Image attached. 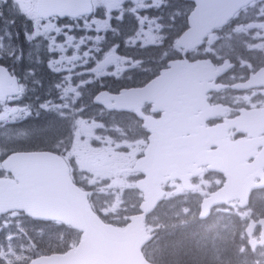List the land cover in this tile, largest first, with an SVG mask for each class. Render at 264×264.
<instances>
[{"label":"water","instance_id":"1","mask_svg":"<svg viewBox=\"0 0 264 264\" xmlns=\"http://www.w3.org/2000/svg\"><path fill=\"white\" fill-rule=\"evenodd\" d=\"M191 1L197 7L188 19L190 29L178 43L186 52L200 47L209 33L219 25H226L241 8L255 0ZM169 67L141 90L123 91L119 96L103 93L95 100L110 111H131L150 103L155 107L153 113L163 112L160 120L140 115L152 133L146 156L136 169L145 176L138 183L145 198L140 208L142 214L133 217L125 230L99 219L90 207L89 194L73 187L69 169L60 157L51 153L16 154L4 163L14 180H0V216L24 212L34 220L62 222L83 233L76 249L65 255L40 257L31 264H148L142 255L143 247L151 240L144 231L145 221L165 195L162 186L171 180L187 185L190 179L187 174L197 173L199 166L210 164V170L223 172L227 179L222 190L203 201L201 220L208 219L214 208L231 201L240 200V207L245 208L252 193L264 189V153L254 164H247L253 157L244 153V149L250 152L249 146L217 143L224 130L223 133L229 129L242 134L256 135L261 130L264 133V110L227 121L226 127L220 130L200 128V124L214 119L222 110L211 108L205 99L201 100L205 93L220 89L210 84L214 80L212 67L206 61L173 62ZM9 81L8 71L0 68V90ZM113 101L115 105H111ZM198 111L202 113L195 117ZM214 147L227 151L208 152ZM220 156L227 165L221 162ZM256 179L262 182L256 184ZM258 225L263 227L260 243L253 240ZM247 235L254 250L264 247V220L258 224L252 222Z\"/></svg>","mask_w":264,"mask_h":264},{"label":"rangeland","instance_id":"2","mask_svg":"<svg viewBox=\"0 0 264 264\" xmlns=\"http://www.w3.org/2000/svg\"><path fill=\"white\" fill-rule=\"evenodd\" d=\"M35 1L36 0H16V3L19 7V11L31 14ZM115 3L116 2H113L110 6H115ZM104 4H106V0H103L99 7L101 8ZM14 5L18 9L17 5ZM163 8H166L164 4H161V7L159 6L157 9L156 6H153L151 15H146V18L150 23L149 28L153 31V36L161 40L164 44L167 40H171L174 33L178 32V27L180 25V18L178 17H181L182 14L176 11H169L163 14L161 12ZM137 18L139 19L138 15ZM133 19L136 22L135 16H133ZM34 20L35 22L30 26L29 30L37 32H31L29 36H27L28 48L34 47L37 49V51H30V55L32 57L41 55L43 57V62L40 64H33L38 72L24 75L19 69V73L21 74L20 77H24L25 83L23 85H25L26 94L30 98L36 97L40 89L45 87L44 85L39 87V82L43 79L42 76L50 78L47 81L51 83H49L46 88L52 89L54 92L53 96L56 97L55 102L59 105L57 108L60 116H69V114L65 113L71 112L73 117V129L71 131L70 143L66 146L65 151L66 157L72 160L77 168V178H83L85 176V183L88 185L96 180L101 185H110L115 182L113 170L117 167V164L124 161L131 162L134 158L136 159L140 144L131 143L130 145H126L121 142L118 137L112 136L110 130L102 127L99 122L104 120L107 116L103 111L92 106V99L95 93L99 91L100 88L106 87L105 84L108 80H112L113 78L119 84L125 83V78H135L131 73L135 74L134 72L136 71L139 72L136 80H144L146 78L143 77L146 76L148 72L153 71V68L160 66L163 62H167L168 58L176 56L177 52L173 48L168 50L169 44L164 45V48L159 50H157L155 45L141 47L135 44L134 38H132L128 41L129 46L144 48L146 50H139L149 51L147 54L151 56L148 57L151 60L147 59V62H142V65L140 63L141 60L124 57L130 54V51L120 54L119 56L115 50H102V45L106 37L102 29L97 30V28L94 29L90 27L88 33L85 30L83 34L73 35V45H63L55 41V35H57L55 33H57L58 30H56L50 22H41L36 17H34ZM113 21L112 19L108 20L110 26ZM90 22L91 21H89V23ZM9 37L11 40L8 39ZM65 38L68 42L70 41L69 36H65ZM12 39L15 40L14 35L7 36L9 44L12 43ZM83 42L85 43L84 45H82ZM9 44L6 43V35L0 37V59L6 57L7 61L16 69L19 60L15 57V52L12 51V47ZM210 44L211 42L209 41L207 47L203 51L208 50ZM58 45L71 47L72 50L70 48H65L61 50V52L68 57L70 63L72 61L77 62H73L72 65H67L65 62L61 61V55L58 54L60 52H56V47ZM222 48L223 45L221 44L220 49ZM67 49H69V51H66ZM117 49H121V47L118 45ZM203 51L200 54H202ZM134 52L135 51H133V53ZM44 56L51 58L50 60H52L54 64L53 68L56 69L48 65V62L44 60ZM114 56L116 60H112ZM106 61L112 63V65H110L111 67L99 69ZM113 74H117L118 77H113ZM113 84L114 83H111L109 85L110 89H115ZM65 91L74 94L73 97H70V102H68V100L65 101ZM23 100L24 103L29 102L28 98ZM64 101L65 105L63 106ZM51 104L52 103L49 105ZM8 118L10 117L5 107L0 105V125L2 127L3 120ZM10 140H15V138L10 137ZM5 154L6 150L0 148V171L1 159ZM128 186L130 187L129 189H131L133 187L132 182L122 180L116 189L105 188L99 191L98 199L102 200L101 202L105 215H109L118 210V215L124 218L128 211L134 209L130 204L128 193L125 194L126 191H124L123 188ZM212 187L213 183L211 184L208 181H204L194 190L193 196L209 194ZM169 192L171 197L185 195L178 185L171 186ZM219 211L223 215L236 213L242 224L247 222L245 228L248 226L250 220L253 219L252 212H241L236 206H231L230 209H220ZM185 215H189V220L195 216L192 215L190 210H181L173 214L171 221L178 219L180 223H186L184 218ZM22 217L23 216L20 214H12L4 219H0V262L3 261V264H29L35 258V254L38 253L37 256L40 254L38 252V243L34 240V236L36 235L34 234V236H32L29 231L26 230V222ZM162 228L161 226L157 230H161ZM46 239L50 241L49 238ZM60 240L63 241L64 239ZM242 251L244 250L241 249L240 252L242 253ZM215 260L216 264H231L232 261H237L238 259H233V256L228 253L225 256L223 254H217ZM255 261L257 264H264V253L255 258Z\"/></svg>","mask_w":264,"mask_h":264},{"label":"flooded vegetation","instance_id":"3","mask_svg":"<svg viewBox=\"0 0 264 264\" xmlns=\"http://www.w3.org/2000/svg\"><path fill=\"white\" fill-rule=\"evenodd\" d=\"M102 1L103 0H92V4L96 14V16L94 17L98 18L99 15H101L107 20L112 19L114 21H118L119 23H112L111 26H109L112 29V32L118 31V33H122L126 32L125 28H129L131 39L134 38V43L140 45L141 47L147 45H155L159 50L161 48H164V45L169 44L168 50L173 48V44L171 45L170 40H167V42L163 44L161 40L153 36V31L149 28L150 23L146 19V14H148L147 11L152 8V6L173 3H177L178 12L182 13L183 11L181 6L184 5V0H106V4H104L100 8L99 6L102 4ZM113 2H116L115 6H110ZM126 9L135 11V15L133 16H135L136 22L134 21L133 16H129V14L124 13ZM51 12L53 15H51L52 17L49 21L39 20L44 23L50 22L53 27L58 30V34H61L64 37L69 36L70 41L68 43H62L63 45H73L74 34H83L85 33V30L87 33L89 32V28L85 29V22L89 23L91 17L85 18V15H80L77 18H71L67 16L66 13L74 14L75 11L63 12L62 8H60L59 10L52 9ZM162 12L167 13L168 11L163 8ZM137 15L140 21L137 18ZM128 17H130L129 21L124 23L123 20H126ZM99 21L100 19L95 20V22ZM227 27L239 29V31L241 32V34L239 35V42L235 43L229 41L228 47L232 49L229 50L230 56L226 58H216L219 59L217 61L218 63H225L227 61H230L235 65V67L229 73L218 77L220 79L217 80V84L226 86L228 87V89L221 92H213L211 95V103L213 105L222 104L225 106L228 103V105L232 107V111L228 113L226 118L231 119L237 117V111H240L241 109L251 110L264 108V88H255L246 91H235L231 89V87L235 85L248 82L252 75L258 73L261 70H264V0L259 1L258 3H254L248 10H245L240 15H237ZM97 30L99 29L97 28ZM212 36L216 44L220 41H224V39L220 38L216 31ZM84 44L85 43L83 42L82 45ZM63 45H58L56 48L60 52L64 60H69L68 57H66L61 52V50L65 48H70L72 50V48ZM66 51H69V49H67ZM168 63L169 62L164 63V66H162V68L158 71L157 76H159L162 70L167 68ZM51 66L54 67L53 62L51 63ZM143 78H149V76L146 75ZM151 109V105H145L143 107V111L147 115L151 113ZM11 116L15 118V116H13V113L11 114ZM38 116L41 120L46 119V113L42 112L41 110L39 111ZM154 116L156 118H160L161 115ZM222 121L223 119L213 121L208 126L214 127L217 124H220ZM53 127L58 135L62 137L70 136V132L61 128L58 124H55ZM35 129H39V126L36 125ZM231 138L233 141H235L240 137H236L234 133H231ZM45 143V146H48L49 149H51V146L54 144H59V141L46 138ZM260 151L261 150H258V152ZM60 154L66 155V152L60 151ZM208 176L221 175L211 173L207 169H204L203 174L197 180L202 177L206 178ZM148 248L147 252H151L148 250Z\"/></svg>","mask_w":264,"mask_h":264},{"label":"trees","instance_id":"4","mask_svg":"<svg viewBox=\"0 0 264 264\" xmlns=\"http://www.w3.org/2000/svg\"><path fill=\"white\" fill-rule=\"evenodd\" d=\"M0 63L5 64L4 62ZM48 137L50 136L44 135V138H42L45 140ZM43 140L40 141L37 136L36 140L31 144L38 146L44 142ZM262 197L261 192H256L253 194L251 201V207L259 215H264V199ZM202 198L203 196H200V198L196 200L189 196H180L165 202L159 207L155 215L158 214L159 219L168 221L167 226L170 225L169 221H171L173 214L176 213V211H180L179 209H191L192 215H195L191 220H189V215L185 216L187 225L183 228H180L181 223H179L180 220L178 219L171 221L173 223L172 226L176 225L175 228L172 227L171 229L170 227L164 226V234L172 237L167 241H165V238L161 239L159 242V260L166 264H216V255H224V253L227 252L225 255L230 253L233 259L239 260L241 257L239 261H232L231 264H242L243 262L245 264H254L255 261H253V256L257 258L260 254L258 256H249V252L248 255L239 254V249H241V246H246V243L241 238L242 226L238 218L213 213L206 221L202 222L198 219L199 204ZM104 220L106 219L104 218ZM27 222L26 230L29 231L32 236H34V234L36 235L34 236V240L38 243L39 251L48 254L53 251L57 252L62 250V243L59 242L58 237L68 233L67 229L63 227L55 228L52 224L34 223L28 220ZM64 230L66 232H64ZM46 238H49L50 241ZM69 241H71V237L66 236L67 245ZM1 263L3 264V261L0 262V264Z\"/></svg>","mask_w":264,"mask_h":264},{"label":"bare ground","instance_id":"5","mask_svg":"<svg viewBox=\"0 0 264 264\" xmlns=\"http://www.w3.org/2000/svg\"><path fill=\"white\" fill-rule=\"evenodd\" d=\"M71 3L72 2L70 0H59L56 3V8H57V10L62 8L63 12H70ZM66 14H69V13H66ZM129 18L130 17H128L126 20H123V22L125 23V22L129 21ZM96 19H100V21L99 22H95ZM90 21H91L90 23H86L85 24V29H87V28L90 29V27L94 28V29L98 28L99 30L102 29V32L106 35V37H108L110 39H115L119 35L118 31L112 32V29L109 27L110 25H109L108 20L106 18H103L101 15H99L98 18L91 17ZM97 26H99V27H97ZM125 31L127 33H130V29L129 28L128 29L125 28ZM31 32L36 33L37 31L28 30L26 33H22V35L23 34L29 35V33H31ZM216 32H217V34L219 36H221L222 38H224L226 40H229V41H232V42H235V43L239 42V39H240L239 35L241 34V32L237 28H229L226 25H219L216 28ZM55 34L58 35V36L55 35V41L60 42V43H68L67 39L63 35L58 34V33H55ZM123 44L126 45V43H123ZM50 59H51L50 57L44 56V60L48 62V65L51 68H53V66H51L52 60H50ZM202 59L204 61L208 62L210 64V66L212 68H214L215 70L223 71L224 72L223 75H225L226 73H229L235 67V65L233 63H231L230 61H227L225 63H218L217 61L219 59H217L214 56H205ZM53 69H55V68H53ZM17 77L19 78V80H20V82L22 84L25 83V81H24V79L22 77H19V75H17ZM122 88H124V87L122 86ZM106 89L111 90V91L115 90V89H110L109 85L106 86ZM130 89H132V90H141L142 88H140L139 86H136V85H130ZM115 92H118V91H115ZM211 95H212L211 92H207V93L204 94V98L201 97V100H203V101L206 100L207 102H211L212 101ZM27 98L29 99V101H32L35 104L36 108L39 111L41 110L42 112H45V108L48 107L49 104L53 102L52 97H48V96H44V95H39V96H37V98H30V97L27 96ZM184 100H186V99H184ZM226 106L228 108H232L231 106L228 105V103L226 104ZM253 111H254V109H251V110L241 109L240 111H237V115L238 116L239 115H246V114H250ZM13 116H15V118L17 119V114L13 113ZM209 124H210V122H207V125H209ZM65 138H68V137H65ZM45 144H46L45 141L43 143H41V145H38V146L37 145H32L31 143H27L23 147V150L26 151V152H33V153H50L52 150L49 149L48 146L46 147ZM88 186L89 185L87 183H85V182H75V183H73V187L76 188L77 190L83 192L84 194H85V192H89L90 191ZM171 186H173V185H168L169 191H170V187ZM104 187L105 188H110V189H116L117 188L116 186H114L112 184H110V185L105 184ZM124 191H126L125 194L128 193V195H129V191L128 190L124 189ZM258 239H259L258 235L254 234L253 235V240H258ZM212 247H214V246H212ZM203 248H204V246H203ZM259 254H261V253L260 252L256 253L257 256Z\"/></svg>","mask_w":264,"mask_h":264}]
</instances>
